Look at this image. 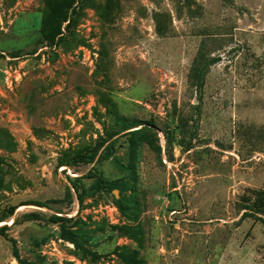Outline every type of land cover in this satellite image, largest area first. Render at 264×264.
I'll use <instances>...</instances> for the list:
<instances>
[{"label": "rangeland", "instance_id": "rangeland-1", "mask_svg": "<svg viewBox=\"0 0 264 264\" xmlns=\"http://www.w3.org/2000/svg\"><path fill=\"white\" fill-rule=\"evenodd\" d=\"M260 191L264 0H0V264H264Z\"/></svg>", "mask_w": 264, "mask_h": 264}, {"label": "trees", "instance_id": "trees-1", "mask_svg": "<svg viewBox=\"0 0 264 264\" xmlns=\"http://www.w3.org/2000/svg\"><path fill=\"white\" fill-rule=\"evenodd\" d=\"M196 87H197V90L198 91H201L202 87H203V84H202V81L198 82L196 84ZM98 149L99 148H96L90 152H87V153H84L82 155H79L76 159L79 160V162L81 163H84V164H93L95 163L96 159H97V152H98ZM115 149V143H112L110 144L109 146H107V148H105L104 150V153H103V156L102 159H106L107 157H109L110 155H112L113 151ZM99 159V158H98ZM97 159V161H98ZM61 166H74V164L68 162V163H65V164H60ZM257 197L259 195L260 198H263L264 199V191H260V192H257ZM32 205H36L38 207H48L47 204H40V203H37V204H32ZM260 204L256 202H254L253 204H245L243 210H246V211H250V212H253V213H262L264 214V200H263V204ZM16 209V208H15ZM15 209H11L8 213V218L10 217H13L14 213H15ZM23 219L25 221H33V220H39L41 219V216L40 214L38 213H28V214H24L23 215ZM4 221V218H0V224L1 222ZM49 221L52 222V223H60L61 221H63V218L61 216H58V215H52L50 216L49 218ZM18 220L16 219L14 221V224L17 223ZM5 230H7V227L6 226H2L0 227V235H5Z\"/></svg>", "mask_w": 264, "mask_h": 264}, {"label": "bare ground", "instance_id": "bare-ground-1", "mask_svg": "<svg viewBox=\"0 0 264 264\" xmlns=\"http://www.w3.org/2000/svg\"><path fill=\"white\" fill-rule=\"evenodd\" d=\"M13 221H11L10 223L12 224Z\"/></svg>", "mask_w": 264, "mask_h": 264}]
</instances>
